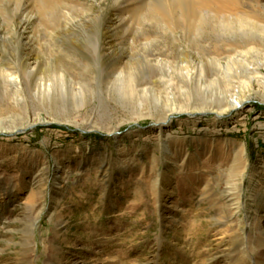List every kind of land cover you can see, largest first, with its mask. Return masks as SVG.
I'll use <instances>...</instances> for the list:
<instances>
[{
    "label": "rangeland",
    "instance_id": "rangeland-1",
    "mask_svg": "<svg viewBox=\"0 0 264 264\" xmlns=\"http://www.w3.org/2000/svg\"><path fill=\"white\" fill-rule=\"evenodd\" d=\"M25 43L65 76L32 127L0 77V264H264V0H0Z\"/></svg>",
    "mask_w": 264,
    "mask_h": 264
},
{
    "label": "bare ground",
    "instance_id": "bare-ground-1",
    "mask_svg": "<svg viewBox=\"0 0 264 264\" xmlns=\"http://www.w3.org/2000/svg\"><path fill=\"white\" fill-rule=\"evenodd\" d=\"M208 1H211V3H215L218 6L225 5V0H208ZM240 23H241V27H244L249 22L244 21V22H240ZM234 27L235 26H233V28ZM24 47H25V50L27 51V54L25 55L26 57L21 58V60L17 62L18 66H15L16 68L14 70H8L5 67H0V77H3L4 81L8 85L13 84L15 86V88H17L16 92L21 93L23 95L24 101H25L26 105L28 106L26 109L28 119H27V123H25L24 127H27V126L32 127L33 126V120H32V115H31V113H32L31 112V102L34 99L33 98L34 97L33 92H34L35 87L38 88L39 90H41L40 91L41 97H43L42 99L44 102H48V101L53 102L54 101L53 100L54 99L53 98L54 91H57V89H58V85H57V82L55 81V79L58 81H62L65 74L64 73L62 75L58 74L59 72L57 70H55L53 66H51V70H48V71L52 75L51 77H54V80L52 79L51 81L47 82V81H43V79H45V78H43L40 80L41 81L40 83L36 84V78L35 77H36V73H37L36 70L38 69V61L39 60L37 59V55L34 54L32 46L30 47L29 44L27 46V44L25 43ZM247 52L249 53V51H247ZM194 56L185 55L184 57L180 58L179 64H185V65H182V67L180 68V71H182L183 68L186 69V73L189 70L191 71V66H195L196 63L199 61ZM244 60L246 61V59H244ZM186 65H190V66L188 67ZM257 65H259L260 67L264 66V62L259 63ZM247 67H249V66H247ZM197 68L201 69V68H203V66H200ZM187 75H188V73H187ZM190 75H192V73H190ZM132 76L135 78L134 75H132ZM133 77L130 78V84H129V85H132L133 91L130 93H127L130 96L131 95L133 96V94H135L137 92V85H136L137 80L134 79ZM33 79L35 80V83H33ZM61 87H62V89H65V85L61 84ZM50 93L52 94V96H50ZM261 93H264V92L262 91ZM245 99L246 98H240L239 100H236L233 104H230L228 102L229 104H227V106L224 109H222L221 112H225L226 110H229V109L233 110V109H238L240 107H243V105L245 104V102H244ZM181 107L182 106H180V109H183ZM177 109L178 108H176V107L168 109L170 115H172V113L174 111H180L179 109L178 110ZM167 118H170V117L168 116ZM163 122H165V121H163Z\"/></svg>",
    "mask_w": 264,
    "mask_h": 264
}]
</instances>
